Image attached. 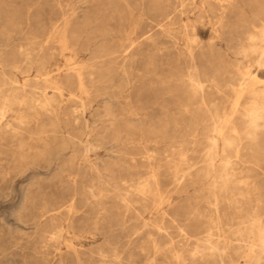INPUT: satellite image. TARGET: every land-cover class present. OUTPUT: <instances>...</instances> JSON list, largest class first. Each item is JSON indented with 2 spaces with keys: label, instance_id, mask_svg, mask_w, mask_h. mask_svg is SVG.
Wrapping results in <instances>:
<instances>
[{
  "label": "rangeland",
  "instance_id": "rangeland-1",
  "mask_svg": "<svg viewBox=\"0 0 264 264\" xmlns=\"http://www.w3.org/2000/svg\"><path fill=\"white\" fill-rule=\"evenodd\" d=\"M263 32L264 0H0V264H222L207 240L243 263L228 226L257 204L264 226V131L251 146L242 117Z\"/></svg>",
  "mask_w": 264,
  "mask_h": 264
},
{
  "label": "bare ground",
  "instance_id": "bare-ground-1",
  "mask_svg": "<svg viewBox=\"0 0 264 264\" xmlns=\"http://www.w3.org/2000/svg\"><path fill=\"white\" fill-rule=\"evenodd\" d=\"M182 16V14H181ZM258 32V31H257ZM264 33V32H263ZM258 38V37H257ZM188 39V38H187ZM249 40L252 41V45L254 44L255 45V51L258 50L257 48V39L255 36L253 35H250ZM194 40V39H193ZM256 40V41H255ZM259 42V41H258ZM264 43V41H262ZM193 43V42H192ZM5 50V49H4ZM243 54V53H242ZM246 54V53H244ZM248 54V52H247ZM258 54V53H257ZM259 58H260V61L262 63V66H264V45L261 47V50H260V54H259ZM248 59V58H247ZM260 64V63H259ZM245 73V72H244ZM243 73V74H244ZM260 81H263V80H260ZM188 84H190L191 88L193 89V93L195 95H197L198 93V90H200L201 92L203 91V88H204V85L201 81H199L198 79L195 78L194 75H191L189 76L188 78ZM249 85H250V82L249 80L245 79L244 77H242L240 80H239V92L242 94L244 93V91L248 90L249 88ZM190 88V89H191ZM236 89V88H235ZM238 89V88H237ZM200 92V93H201ZM240 94V95H241ZM243 95V94H242ZM251 95V94H250ZM255 95V94H254ZM200 96V95H199ZM255 97V96H253ZM259 97V96H258ZM195 98V97H194ZM199 98V97H198ZM241 98V96H240ZM257 98V97H256ZM254 99V98H253ZM201 100L204 101L205 100V97L203 95V92L201 93ZM240 100V99H238ZM259 100V99H258ZM238 103V102H237ZM235 104V103H233ZM205 107V106H204ZM231 111H234L231 110ZM233 113V112H232ZM243 113V112H242ZM216 114V113H215ZM230 115V114H229ZM242 115V114H241ZM211 116V115H210ZM216 116V115H214ZM225 116V115H224ZM223 116V117H224ZM235 116V115H234ZM241 117V116H240ZM246 121L245 122V126H246V138L249 142V144H251V146H256V143H257V140L259 139V134L260 132L264 131V97L262 98V102L259 103L257 102V100H253L251 102V105L249 106V108H247L243 114V116ZM228 118V117H227ZM236 118V117H235ZM216 118L214 117V120ZM218 119V118H217ZM226 119V118H225ZM223 120V119H222ZM230 120H231V117H230ZM243 120V119H242ZM241 120V121H242ZM217 121V120H216ZM233 121V119H232ZM240 121V122H241ZM218 122V121H217ZM223 122V121H221ZM228 122V120H227ZM214 123V122H213ZM216 123V122H215ZM232 123V122H231ZM219 124H221L219 122ZM223 124V123H222ZM230 125V124H229ZM218 126V125H216ZM225 126V125H224ZM231 126V125H230ZM244 126V125H243ZM242 126V127H243ZM227 127V126H226ZM233 127V126H232ZM217 128V127H216ZM231 128V127H230ZM229 129V128H228ZM232 129V128H231ZM234 129V128H233ZM241 130V129H240ZM224 131V130H223ZM228 132V131H227ZM218 134V133H217ZM220 134H222L220 132ZM235 134V133H234ZM219 135V134H218ZM223 135V134H222ZM231 135V133H230ZM221 136V135H220ZM235 136V135H234ZM227 137V135L225 136ZM229 138V137H227ZM223 139V138H222ZM211 140V139H209ZM231 139H228V141H230ZM234 140V139H233ZM209 142V141H208ZM224 142V141H223ZM227 143V142H226ZM234 143V142H233ZM225 144V143H224ZM239 144V143H238ZM228 145H229V142H228ZM232 145V144H231ZM230 145V146H231ZM235 145V143H234ZM225 146V145H224ZM223 146V147H224ZM217 147V144H216V141L215 140H212V144H210V147L209 148V153L212 154V152L216 149ZM233 147V146H232ZM218 148V147H217ZM237 150V149H236ZM217 151V150H216ZM205 152V151H204ZM238 152V151H237ZM209 153H207L209 155ZM215 153V151L213 152V154ZM218 155V154H217ZM214 157V156H212ZM217 157V156H216ZM215 157V158H216ZM208 160V159H207ZM211 163L213 164L215 159H210ZM209 162V163H210ZM231 163L229 160H226L224 162V165H223V169H222V174L221 175H218L214 181L212 182V186H211V194H212V198H213V206L216 210H218L219 208V205L221 203V200L222 198L224 197V201L225 200H230L231 198H234L236 195L235 193L231 192L229 193V190H228V184L230 183L233 175L230 174L229 172V168L231 167L230 166ZM208 166V165H206ZM210 166V165H209ZM221 167V166H220ZM208 169V168H207ZM210 169V168H209ZM213 169V167H212ZM208 172V171H207ZM247 173V172H246ZM212 174V173H211ZM247 177V176H246ZM205 178H206V175H205ZM208 179V178H207ZM177 182V181H176ZM231 184V183H230ZM229 184V185H230ZM232 186V185H231ZM232 188V187H231ZM244 189V188H243ZM232 191V190H231ZM248 191V190H247ZM243 192V191H242ZM240 192V194L238 195V198H239V202H241L240 200L244 199L245 198V195ZM144 194V193H143ZM237 197V196H236ZM163 198V197H162ZM238 198H237V201H238ZM257 198V197H256ZM235 199V198H234ZM259 199V198H258ZM233 200V199H232ZM232 200L230 202H232ZM234 201V200H233ZM245 201V200H244ZM261 201V200H259ZM169 203V202H168ZM223 203V202H222ZM236 204V203H235ZM244 204V203H243ZM249 203H247L248 205ZM237 205V204H236ZM241 205V204H240ZM245 205V204H244ZM240 207V206H239ZM244 207V206H243ZM244 209H247V208H244ZM249 209V208H248ZM252 210V209H251ZM249 211V210H248ZM261 211V207L259 204H257V207L255 209H253V212H251L250 214L247 215V218L249 219L247 224L245 222V220H243L242 217H240V222L236 225H229V232H233L231 237L233 235H236L238 237H240L239 239H236L235 241L238 242V250L235 251L236 254H239L240 250H242V258L244 259V262L241 263V262H237L235 264H262L264 262V226L263 228L259 229V226L262 225V221L260 219V214L259 212ZM250 212V211H249ZM243 213V211H242ZM245 213V212H244ZM237 214V212H236ZM240 215V214H238ZM239 218V217H238ZM211 221V220H210ZM237 221V220H235ZM220 223V222H219ZM146 224V223H145ZM229 224V223H228ZM245 230V231H244ZM164 233V232H163ZM242 233H249V235H247V237L243 238V234ZM255 233H258L257 237H258V245L259 246V249L258 251H255L253 247L254 245V241H253V238L255 237ZM211 235V233H210ZM208 236V235H207ZM207 238V237H206ZM233 239V238H232ZM235 239V238H234ZM206 241V240H205ZM202 243V242H201ZM204 244V243H203ZM205 248H204V252H202L203 255H206L207 257L210 256L211 258L213 257V254L216 253L219 255V260L222 262L223 264V257L222 255L225 253V249L223 248H219L218 246H213L210 248L211 244H210V241L207 240L206 241V244H205ZM231 246V245H230ZM181 247V246H180ZM170 248V247H169ZM246 249H248L249 251V254H247L246 252ZM256 249V248H255ZM208 251V252H206ZM234 252V253H235ZM241 253V252H240ZM175 258H179L178 256H176ZM215 259V258H214ZM152 260V259H151ZM218 260V261H219ZM225 260V259H224ZM226 261V260H225ZM150 262V261H149ZM184 263V262H183ZM154 264V263H153Z\"/></svg>",
  "mask_w": 264,
  "mask_h": 264
}]
</instances>
